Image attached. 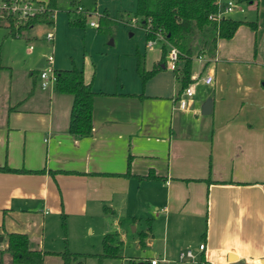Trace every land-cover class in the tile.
I'll list each match as a JSON object with an SVG mask.
<instances>
[{
    "label": "crops",
    "instance_id": "0c3cea01",
    "mask_svg": "<svg viewBox=\"0 0 264 264\" xmlns=\"http://www.w3.org/2000/svg\"><path fill=\"white\" fill-rule=\"evenodd\" d=\"M76 4L83 8L80 1ZM249 4L262 9L257 28L243 24L231 39H219L215 56L200 62L198 83H204V73H212L213 82L206 85L222 93L220 67L226 78H236L244 94H256L257 103L264 104V68L255 65L257 71L251 70L252 79L243 87L249 70L235 66L252 68V62H264V0ZM105 11L110 15L108 9L101 14ZM57 13L56 0L54 23ZM64 28L46 34L53 32L54 42ZM102 29L112 34L109 25ZM32 30L25 41L31 40ZM138 54L145 55L137 49L131 62L112 72L98 67L91 54L83 55L80 63L72 55L54 57V70L82 68L95 92L92 134L80 139L67 131L72 96L56 92L54 86L40 87L37 66L45 58L25 72L29 77L17 92L11 81L3 90L0 79V168L9 169L0 170V250L7 246V234L17 232L29 237L33 249L61 252L53 249L54 239L48 236L75 222L102 237L114 232L123 243L126 226L132 227L137 254L129 263H261L264 118L241 117L246 104H225L220 95L218 102L207 97L212 110L204 115L205 99L196 89L188 110L176 109L177 85L168 61L143 84ZM161 57L162 50L154 60L146 54L145 68L152 69ZM1 64L0 72L13 74V66L3 64L2 58ZM186 250L193 258L178 260V253Z\"/></svg>",
    "mask_w": 264,
    "mask_h": 264
},
{
    "label": "rangeland",
    "instance_id": "374dc122",
    "mask_svg": "<svg viewBox=\"0 0 264 264\" xmlns=\"http://www.w3.org/2000/svg\"><path fill=\"white\" fill-rule=\"evenodd\" d=\"M33 1L38 3L35 0ZM77 1H80V4L84 8L82 14H86L88 16L87 19L91 21L98 22V16L101 15L104 9H108L110 15L113 16L111 17L109 15V20L111 21L109 27L112 30V34L104 31L101 27H94V29L89 27V22H87L85 24L86 27L83 28H78L76 26L69 27L67 25L68 20L66 17V11L69 9L76 10V6L72 8L70 0H57L58 13L54 25L48 26L40 24L34 26L30 37L31 40L29 41H25L22 38L6 36L8 30L5 20L6 13L1 12L3 15V17L0 18L1 58L3 64H10L14 67L12 75H10V71L8 70L0 72L1 87L3 90L7 91L10 81L13 84L12 86L15 92L20 90V88L23 89V85L27 81V76L29 77V73L25 72L29 71V68L33 69V67L36 66L38 59H43L52 53L54 57L57 56L61 58H67L68 55H72V57L76 59V61H79V63L81 62L83 55L91 54L94 58L98 59L95 61V63H98V67H102L106 71L112 72L117 70L122 64L126 65L128 62H131L137 49L145 54V60L146 54H148L149 60H154L156 51L162 50V42L158 40L155 42L154 46L147 48L144 29L139 25V22H141L140 17L136 16L137 23L133 24L130 22V19L135 20L134 13L137 6L136 0H76V2ZM233 1L238 6V9L239 7H242L244 11L241 12L240 10L235 9L228 14V16L238 20H250L257 22V24L259 23V14L262 11L260 6L256 7L255 4H249L248 2L241 0ZM59 26L61 27V30L65 26L64 31H61V36L57 35L56 41L54 40V42L46 40V31H48V29H57ZM97 37H99V39ZM101 39L104 40L101 41ZM111 40H113L112 45L109 44ZM56 44L58 46H56ZM30 46L33 47L32 50H30ZM101 47H103L104 50H101ZM257 47L258 45L253 46V48ZM104 58H106V60L103 62L102 59ZM166 61H168V49L166 52ZM200 65L197 55L194 54L192 61V76L198 74ZM251 65L252 68H250V66L241 67L237 64L235 65L237 68L246 72L249 70V76L247 77L246 75L243 77L245 82L240 83L243 87L248 79H252L251 70L257 71V69H253L255 65L258 66L261 71H263L262 68H264V62L260 60L252 62ZM219 74L224 77L221 86L222 93H217V89L213 90V87L204 83L201 84L197 82L196 87L194 86L196 90L203 93L204 101L208 99L207 97L212 96L217 99L216 102H218L220 95L222 98L220 101H224L223 103L225 104H235L237 102H244L246 104V109L240 113L241 117L252 116L255 119L264 118V104L257 103V100H259L258 95L244 94L243 90H241V86L235 80L236 78L234 76L226 78L225 74L221 72L220 67H218V76ZM204 75L205 73L203 74V77ZM259 82L260 81H258V83ZM81 227L82 226L79 227L75 222H66L58 229L55 228L56 230L54 229L53 235L48 236V239H51V237L54 239L55 246L53 249L56 251H64L65 249H68L71 252L81 254L100 253L102 251V240L104 236H100L96 230L94 233H91L89 231L91 228L86 230ZM139 230L140 229L138 228V231ZM124 232H126L127 238L124 240V243L121 242L123 257L107 259L106 264H135L129 263L128 258L130 259V257L137 254V248L134 244V238L136 239L137 233L133 232L132 227L127 226L126 231ZM111 234L116 236V233L114 232ZM117 239L121 240L120 235H117ZM4 243H6V240H4ZM141 255L144 256L145 254ZM43 264H61V259L56 256H47L44 259ZM69 264H77V262L73 260L70 261ZM85 264H98V262L94 258H87Z\"/></svg>",
    "mask_w": 264,
    "mask_h": 264
},
{
    "label": "trees",
    "instance_id": "16d2710c",
    "mask_svg": "<svg viewBox=\"0 0 264 264\" xmlns=\"http://www.w3.org/2000/svg\"><path fill=\"white\" fill-rule=\"evenodd\" d=\"M257 0H247L251 3ZM44 4V11L28 16L22 20L14 14L6 15L7 34L12 38L28 40L29 33L36 25L54 24L56 0L38 2ZM218 0H137L135 16L140 17L141 27L144 29L147 41L154 39L157 34H162L169 45L174 46L178 52V59L173 69L177 85V96L187 87L192 80L193 56H215L219 39H231L237 29L245 24L252 29L257 28V22L233 19L230 16L218 20L210 19L217 12ZM71 4L76 10L68 11L69 25L83 27L87 23L86 14H75L77 4L72 0ZM110 16L105 11L98 17V28H103L111 23ZM167 44L162 47V57L155 63L152 69L145 68V58L137 55V71L145 84L150 77L161 70L162 64H166ZM1 64L0 57V69ZM56 81L54 88L60 94L72 96L67 131L73 137L80 139L92 134V107L95 92L91 84L84 80L82 68L73 66L71 69L55 70ZM0 170H9L0 168ZM150 175L139 178H149ZM7 246L0 250V264H43L48 255L57 256L61 264H69L76 261L77 264H85L87 258H94L98 264H106L107 259L118 258L122 255L121 242L113 234H106L102 240V251L95 254H81L65 249L61 252H41L33 249L29 237L24 233H8ZM7 257V259H6ZM262 264V263H244Z\"/></svg>",
    "mask_w": 264,
    "mask_h": 264
},
{
    "label": "built area",
    "instance_id": "2783aa9c",
    "mask_svg": "<svg viewBox=\"0 0 264 264\" xmlns=\"http://www.w3.org/2000/svg\"><path fill=\"white\" fill-rule=\"evenodd\" d=\"M44 8H45V5L35 3L33 0H0V18L3 17L2 13H6V14L11 13V14L16 15L18 19L22 20L23 18H27L28 16H33L36 13H40L44 11ZM235 9H238V6L233 0H226V1L218 0L217 12L216 14H212L210 16V19L218 20L220 18L226 17L228 16V14L233 12ZM238 10L243 11V8L239 7ZM77 11L82 12L83 8L81 6H78ZM130 22H132L133 24L137 23L136 16H135V20L130 19ZM89 25L91 27H99V23L96 21H90ZM139 25L141 26V22H139ZM46 39L48 41H53L54 39L53 32L47 33ZM157 40L161 42H165L168 45L169 47L168 65H169V68L173 70L175 68V64L178 59V55H179L178 50L174 46L169 45L166 42L162 34H157L154 39L148 40L147 45H152ZM30 48H32V46H30ZM197 58L200 62H203V63L207 62L206 56L199 55L197 56ZM53 61H54V55L52 53L49 56L45 57L44 65L39 70L38 76L40 80V87L43 90L49 89L53 87L55 84L56 73L53 67ZM199 79H201L200 74L196 76H192L193 82L190 83L187 87H185V89L181 92V94L177 96V98L175 99L176 109H179L182 111L188 110L190 101L192 100L194 93H195L194 85L199 81ZM202 80L205 84H211L213 82V74L208 72L206 75H204ZM199 248L200 250H203L204 245L201 244ZM190 258L191 259L193 258V253L191 250L181 251L178 253V256H177V259L180 261L190 259ZM165 263H166L165 259H151L149 261V264H165Z\"/></svg>",
    "mask_w": 264,
    "mask_h": 264
},
{
    "label": "water",
    "instance_id": "95a60500",
    "mask_svg": "<svg viewBox=\"0 0 264 264\" xmlns=\"http://www.w3.org/2000/svg\"><path fill=\"white\" fill-rule=\"evenodd\" d=\"M241 1H247V0H241ZM44 62V60H42ZM43 67L42 66H37V68L41 69ZM211 110H212V100L209 98L207 99L203 106H202V111L201 113L204 114V115H207V114H210L211 113ZM3 238L0 236V241L2 240ZM262 264H264V260H262L261 262Z\"/></svg>",
    "mask_w": 264,
    "mask_h": 264
}]
</instances>
